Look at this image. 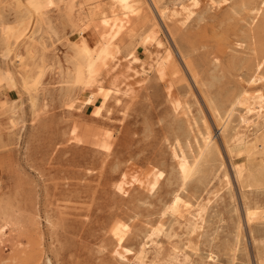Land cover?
<instances>
[{"label": "rangeland", "instance_id": "1", "mask_svg": "<svg viewBox=\"0 0 264 264\" xmlns=\"http://www.w3.org/2000/svg\"><path fill=\"white\" fill-rule=\"evenodd\" d=\"M262 55L264 0H0V264H259L264 187L218 121L264 98ZM208 132L218 158L185 176Z\"/></svg>", "mask_w": 264, "mask_h": 264}, {"label": "bare ground", "instance_id": "2", "mask_svg": "<svg viewBox=\"0 0 264 264\" xmlns=\"http://www.w3.org/2000/svg\"><path fill=\"white\" fill-rule=\"evenodd\" d=\"M17 1L21 2V0H14V2H17ZM196 1H198V0H196ZM211 1H212V5H214V3H217V0H211ZM19 5H20V3H19ZM159 14L162 15V13L160 11H159ZM139 37L142 38V40H143V37L145 39L152 37V43H154L156 45H160V43H161L157 32L152 33V32L147 31L144 34L141 33ZM10 50H11V47H10V44H8V51H10ZM162 53L157 52V54L154 56L152 62L150 60H148V64L150 65L149 66L150 68L152 65L154 66L155 62H157L161 58ZM144 63H145L144 60H141L139 63H137L138 64L137 66H139L138 70L140 73H143L146 71L145 67L143 65ZM261 63H264V55H262V58L257 62L255 68L257 69V68L261 67L262 66V65L260 66ZM31 98H32V103H33L34 98L33 97H31ZM239 100L244 103L245 107H243V111H241L239 114L238 125L236 127H233L232 132L229 135H227V133L225 132L227 123H229V120L231 119L230 116L233 114L234 106ZM33 106H34V103H33ZM222 115H221V117H222ZM252 115H256L258 120L261 119L262 117H264V98H261L260 95H258V94L249 95V94L241 93L232 102V105L226 110V112H225L224 116L221 118V120L218 121V126H219V130L221 133V138H222L223 144L225 146V150L227 151V154L229 157L228 159H230V164H231V168L233 170L234 176H235L237 182L239 183L240 188H242L244 190L245 189H251L252 190V187H254V188L255 187H264V118H262V120L259 122L258 121L251 122V116ZM219 117H218V119H220ZM214 118H215V116H214ZM250 125H253V127L250 128ZM215 144L217 145V147H214ZM218 146H220V145L218 144L217 140L214 139V137L212 135H210V133L208 132L205 135L202 142L200 143L199 147L191 155L190 160L188 162V166L186 168L185 176H187V175L189 176L195 172H198L200 170L201 166L204 163H206L208 160L217 159L218 158L217 155L220 151V150H218L219 149ZM221 166L222 165H219V167H221ZM219 174H220V172H219ZM219 174H217L218 177H219ZM213 177H215V176L214 175L211 176V181H212ZM254 199H256V198H254ZM247 201H248V199H247ZM248 203H251V201H249ZM197 213H198V211H197L196 207L189 208L187 210V213L185 214V216L182 218V220H180L178 222L180 227H182V231L184 233H189L190 231H192L193 225L195 223V216L197 215ZM246 217H247V215H246ZM206 220H204V221L206 222ZM232 220H234V218ZM231 226H233V225L231 224ZM231 226H230V228L235 227V225H234V227H231ZM205 227H206V225H205ZM1 228H2V226H0V229ZM210 230H211V228H210ZM227 230H229V229H227ZM210 232L211 231H209L208 228H204V232H203L204 237L208 238V235L210 234ZM165 235L167 236V239L170 241L169 246H168V251L166 253V257L171 259V258H174V256L177 254V252L180 250V247H181L180 242L178 240H173L172 238L174 236H180V235L172 227H170L167 230ZM227 236H229V234ZM231 238H232V236H231ZM226 240H227V238H226ZM206 242H207V240H206ZM234 243H236V242H234ZM216 244H219V243H216ZM223 245L221 244V248ZM227 246H228V244L226 245V247ZM230 246H232V245H230ZM234 247H235V245H234ZM224 249H222V251ZM230 251H231V249H230ZM230 251H228V252L231 253L232 251L231 252ZM224 253H226V252H224ZM258 261H259V264H264V258H261V259L258 258ZM186 264H192L191 259H189V261Z\"/></svg>", "mask_w": 264, "mask_h": 264}]
</instances>
